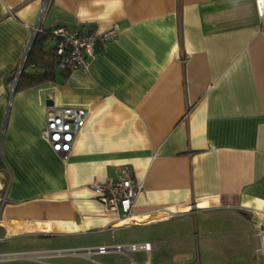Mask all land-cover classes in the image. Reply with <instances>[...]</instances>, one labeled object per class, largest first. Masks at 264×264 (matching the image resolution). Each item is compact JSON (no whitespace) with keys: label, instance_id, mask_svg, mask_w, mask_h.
Masks as SVG:
<instances>
[{"label":"crops","instance_id":"obj_1","mask_svg":"<svg viewBox=\"0 0 264 264\" xmlns=\"http://www.w3.org/2000/svg\"><path fill=\"white\" fill-rule=\"evenodd\" d=\"M40 5L0 0V243L29 237L10 244L26 253L8 258L225 264L220 253L233 251L238 264H264L250 211H264V30L254 0H49L39 22ZM56 25L118 30L94 45L88 71L54 64L50 79L9 89L35 27ZM53 46L47 36L44 49ZM49 105L87 111L66 161L42 137ZM124 166L140 185L127 220L91 188ZM139 243L151 249H112ZM99 246L111 250L83 251Z\"/></svg>","mask_w":264,"mask_h":264},{"label":"built area","instance_id":"obj_2","mask_svg":"<svg viewBox=\"0 0 264 264\" xmlns=\"http://www.w3.org/2000/svg\"><path fill=\"white\" fill-rule=\"evenodd\" d=\"M49 0H41L38 21L44 16ZM255 8L261 20V29L264 30V0H254ZM38 26L35 27L36 32ZM118 28L115 26L106 31H89L82 33L78 29L68 30L65 26L56 25L51 29L54 39L53 51L55 64L58 69L66 72L79 70L88 71L89 56L93 54L94 45L115 36ZM28 49V48H27ZM25 55L19 62L17 69L8 82L9 89L15 87L18 75L22 69ZM87 111L77 106H54L46 108L45 126L42 129V137L47 141L51 150L57 153L63 161L68 159L73 140L80 129L84 126ZM91 188L97 199L108 209L115 211L121 220H127L131 216V207L140 185L131 177L127 166L121 169L120 175L104 182H92ZM5 196L1 195L3 201ZM255 216L252 234L257 238L255 254H264V211L250 209ZM1 239V238H0ZM115 251H149L150 243L131 244L127 246L116 245ZM111 250L107 246H99L95 249H84L90 254L93 251L105 253ZM2 258L0 257V260Z\"/></svg>","mask_w":264,"mask_h":264},{"label":"trees","instance_id":"obj_3","mask_svg":"<svg viewBox=\"0 0 264 264\" xmlns=\"http://www.w3.org/2000/svg\"><path fill=\"white\" fill-rule=\"evenodd\" d=\"M47 36H51V29H40L34 33L18 75L15 89L20 85L28 86L52 77L55 70V55L53 47L47 50L44 49Z\"/></svg>","mask_w":264,"mask_h":264},{"label":"rangeland","instance_id":"obj_4","mask_svg":"<svg viewBox=\"0 0 264 264\" xmlns=\"http://www.w3.org/2000/svg\"><path fill=\"white\" fill-rule=\"evenodd\" d=\"M49 45H50V41L47 43V47H49ZM0 234H1V230H0ZM230 237L231 236H227L226 239H228V238L230 239ZM26 238H29V237H18V238H14L13 240L11 239L12 241L10 240V242H9V240L6 241V244L0 243V255L11 254L13 252H20L17 254L26 253V252L19 250L20 248H11L10 247V244H13V243L15 244L16 242H17L16 244H20L18 242L24 241V240H26ZM28 241H29V243H32V245L39 244L38 242H33V239H31V240L28 239ZM20 246H22V245H20ZM13 247H19V245H13ZM220 255L225 256V258H227L225 264H238V262L235 259L236 253H234L233 251H227L224 253V255H223V253H220ZM221 259L223 260V257ZM107 260L108 259L106 257L101 258V261H103V262H105ZM248 262L247 263L243 262L241 264H249ZM0 264H41V263L33 262L27 256H16V257L8 258V259H3L0 261Z\"/></svg>","mask_w":264,"mask_h":264},{"label":"water","instance_id":"obj_5","mask_svg":"<svg viewBox=\"0 0 264 264\" xmlns=\"http://www.w3.org/2000/svg\"><path fill=\"white\" fill-rule=\"evenodd\" d=\"M47 102H48V103H51V101H47ZM56 252H57V251H56ZM0 257H1L2 259L6 258V257L8 258L7 255H6V256L3 255V256H0Z\"/></svg>","mask_w":264,"mask_h":264}]
</instances>
